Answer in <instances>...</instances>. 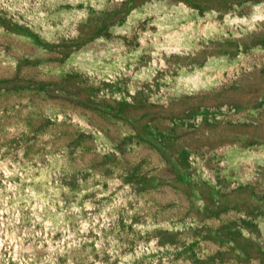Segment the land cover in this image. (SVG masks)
I'll return each mask as SVG.
<instances>
[{
	"label": "rangeland",
	"instance_id": "1",
	"mask_svg": "<svg viewBox=\"0 0 264 264\" xmlns=\"http://www.w3.org/2000/svg\"><path fill=\"white\" fill-rule=\"evenodd\" d=\"M0 264H264V0H0Z\"/></svg>",
	"mask_w": 264,
	"mask_h": 264
}]
</instances>
